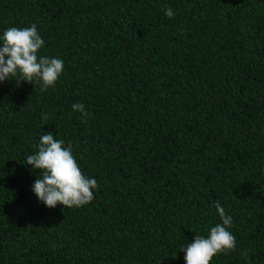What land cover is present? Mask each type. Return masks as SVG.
<instances>
[{
  "label": "trees",
  "instance_id": "trees-1",
  "mask_svg": "<svg viewBox=\"0 0 264 264\" xmlns=\"http://www.w3.org/2000/svg\"><path fill=\"white\" fill-rule=\"evenodd\" d=\"M33 23L64 70L0 82V264H185L217 201L236 251L210 264H264V0H0V36ZM46 132L97 180L88 204L31 190Z\"/></svg>",
  "mask_w": 264,
  "mask_h": 264
},
{
  "label": "clouds",
  "instance_id": "clouds-1",
  "mask_svg": "<svg viewBox=\"0 0 264 264\" xmlns=\"http://www.w3.org/2000/svg\"><path fill=\"white\" fill-rule=\"evenodd\" d=\"M161 9L168 18L175 13L170 6L162 5ZM0 82L16 77L17 87L21 82L40 84V91L54 87L64 70V62L59 58L39 56V50L45 41L39 34L37 25L27 27H9L0 36ZM73 112L81 113L82 122L90 115L83 103H73ZM47 121V114H42ZM64 140H57L52 132L41 135L34 154L26 156V165L33 170H40L32 191L46 207L52 209L58 204L64 208H80L94 198L93 189L98 187L95 178L86 177L73 155L72 145L64 146ZM215 208L221 223L210 228L208 236L195 235L194 240L180 251L185 253V264H210L219 253L228 254L236 251V238L229 231L232 217L225 213L217 201ZM249 250L242 256L248 259Z\"/></svg>",
  "mask_w": 264,
  "mask_h": 264
}]
</instances>
